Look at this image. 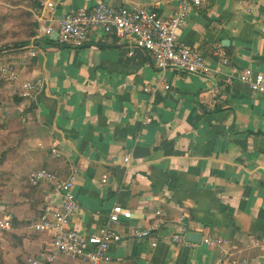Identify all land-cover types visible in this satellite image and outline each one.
Segmentation results:
<instances>
[{
  "label": "crops",
  "instance_id": "0c3cea01",
  "mask_svg": "<svg viewBox=\"0 0 264 264\" xmlns=\"http://www.w3.org/2000/svg\"><path fill=\"white\" fill-rule=\"evenodd\" d=\"M179 1L48 0L37 16L56 26L78 10L105 4L139 5L167 19ZM180 39L220 74L161 73L151 54L102 32L89 34L83 48L54 38L31 41L24 53L0 63L16 67L21 86L43 83L26 121L15 105L7 108L18 127L6 137L0 170V201L6 205L0 217L16 224L0 233L6 264H31L52 245V234H39L34 226L60 208V198H48L44 185L33 188L30 202L28 176L35 170L60 179L76 172L80 210L72 227L83 236L97 234L115 205L133 214L125 228H114L123 236L147 227L157 211L167 215L156 248L151 241L112 243L111 264H264V98L226 80L246 69L264 73V0H213L193 8ZM220 54L228 64H221ZM149 88L156 90L147 93ZM30 103L25 101V110ZM179 217L194 247L172 242L180 232L172 221ZM5 233L21 239V246L12 247ZM191 233L201 235L200 243L189 240ZM206 234L227 240L234 256L204 247ZM70 262L55 264H84Z\"/></svg>",
  "mask_w": 264,
  "mask_h": 264
},
{
  "label": "built area",
  "instance_id": "2783aa9c",
  "mask_svg": "<svg viewBox=\"0 0 264 264\" xmlns=\"http://www.w3.org/2000/svg\"><path fill=\"white\" fill-rule=\"evenodd\" d=\"M48 0H42L41 10L45 12ZM213 0H180L177 11L172 17L160 18L157 14L142 6L113 8L105 4H99L91 9H81L60 20L55 26L49 21L37 18L38 34L32 43L38 39L51 40L54 38L59 44L83 48L88 42V36L94 32H102L104 35H114L117 39L132 42L134 49H140L152 55L156 68L161 73L168 70H177L189 75L204 78H215L218 70L211 68L205 56L189 48L181 41V35L186 26L189 12L193 8H201L211 4ZM4 3L0 2V10ZM41 12V13H42ZM134 53L131 52L130 55ZM31 53L27 56L30 59ZM221 64H228L224 54H220ZM0 76L9 81H17L18 73L15 66L0 64ZM227 82H239L248 91L264 98V73L246 69L237 77L228 76ZM43 87L41 81L27 82L22 86L21 97L25 101L35 100ZM166 90L169 86L165 85ZM156 89L145 91L154 93ZM148 122H145L147 125ZM40 148L42 146H39ZM56 158H63L61 151L51 150ZM125 167L129 168L131 156L124 160ZM76 172L70 174L67 179H60L45 170L32 171L28 176V184L32 188H40L48 185V198L59 197L60 208L51 212L46 220L34 226L39 234L50 233L53 240L48 254L43 258L31 261V264H55L60 259L84 264H111L109 247L112 243H121L124 240L136 242L151 241L153 248L157 247V235L163 225L168 222L167 215L157 211L155 220L145 228L134 227L127 235H120L114 228H125L132 220V211L121 205H115L109 215L108 223L95 235L83 236L73 227V219L80 210V204L75 195ZM172 224L179 227V234L172 237V242L177 245L192 246L187 236L188 225L184 217L176 218ZM12 219L6 214L0 217V233L12 231ZM202 245L206 248L219 250L220 254L227 258L234 256L229 242L212 234H206L202 238Z\"/></svg>",
  "mask_w": 264,
  "mask_h": 264
},
{
  "label": "trees",
  "instance_id": "16d2710c",
  "mask_svg": "<svg viewBox=\"0 0 264 264\" xmlns=\"http://www.w3.org/2000/svg\"><path fill=\"white\" fill-rule=\"evenodd\" d=\"M9 6V8H3L0 10V63L3 60L7 62L11 61V57L18 56L24 53V49L36 38L38 34V23L35 20V16L39 15L41 10L42 0H0ZM16 83V82H14ZM15 90L16 94H11L8 91L9 96H6L4 92L8 87ZM22 86L17 83L13 84L6 78L0 77V149L4 146V136L12 132V129H16L18 124H15L14 119H9L6 122V116L3 109L7 105H15L21 107L25 101L21 98ZM13 95V96H12ZM8 99L9 102H8ZM27 113L34 114V102L30 103L29 111L25 110L23 118L27 119ZM21 129L24 128V124L19 120ZM14 132V131H13ZM6 157H0V169L4 166ZM33 188H29L28 198L30 202H33L35 197ZM39 205L38 200L35 204H31L30 208L34 209ZM14 224V220H13ZM14 227L16 224L13 225ZM4 237L9 244L14 247L21 246V239L14 238L10 233H5ZM69 261V260H68ZM71 263V262H70ZM0 264H6L3 256V252L0 246ZM23 264V263H19Z\"/></svg>",
  "mask_w": 264,
  "mask_h": 264
},
{
  "label": "rangeland",
  "instance_id": "374dc122",
  "mask_svg": "<svg viewBox=\"0 0 264 264\" xmlns=\"http://www.w3.org/2000/svg\"><path fill=\"white\" fill-rule=\"evenodd\" d=\"M3 8H9V6L7 5V4H5L4 3V7ZM2 8V9H3ZM35 20L37 21V18H36V16H35ZM38 23V22H37ZM1 77V76H0ZM17 83L18 82H16V83H13V84H15V86L17 85ZM10 90V92H11V94H16L15 93V90L13 89V87L11 86V88L10 87H8V89H7V91L6 92H4V94L6 95V96H9V93H8V91ZM12 95V96H13ZM9 100L10 99H8V102H9ZM9 106H11V105H7L6 107H5V109H3V112H4V114H5V116H6V122H8L9 121V119L11 118V117H8V115H9V113H10V111L9 110H7V108L9 107ZM17 107V106H16ZM16 111L17 112H19V113H21V114H23L24 113V111H25V107H24V105L23 106H21V107H17V109H16ZM10 116V115H9ZM23 116V115H22ZM25 121H26V119H24ZM21 123H22V121H21ZM8 135H5L3 138H4V141H5V144H4V146L0 149V157L1 156H5L6 157V160H7V155H4L3 154V149L5 148V146H6V144H7V142H6V137H7ZM6 163V162H5ZM5 165V164H4ZM2 169V168H1ZM0 169V170H1ZM0 184H1V177H0ZM28 184V183H27ZM29 185V184H28Z\"/></svg>",
  "mask_w": 264,
  "mask_h": 264
},
{
  "label": "water",
  "instance_id": "95a60500",
  "mask_svg": "<svg viewBox=\"0 0 264 264\" xmlns=\"http://www.w3.org/2000/svg\"><path fill=\"white\" fill-rule=\"evenodd\" d=\"M0 208H3L2 213H6V205L3 204L1 201H0ZM189 240L193 243H200L201 241V235L200 234H194V233H191L189 235Z\"/></svg>",
  "mask_w": 264,
  "mask_h": 264
}]
</instances>
